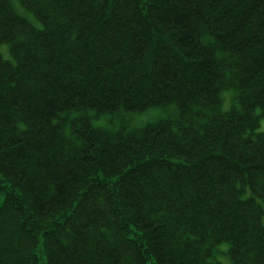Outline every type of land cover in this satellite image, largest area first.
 <instances>
[{
	"label": "trees",
	"instance_id": "obj_1",
	"mask_svg": "<svg viewBox=\"0 0 264 264\" xmlns=\"http://www.w3.org/2000/svg\"><path fill=\"white\" fill-rule=\"evenodd\" d=\"M18 1L35 21L0 0V264H220L221 242L264 264V0ZM130 160L129 180L108 168Z\"/></svg>",
	"mask_w": 264,
	"mask_h": 264
},
{
	"label": "rangeland",
	"instance_id": "obj_2",
	"mask_svg": "<svg viewBox=\"0 0 264 264\" xmlns=\"http://www.w3.org/2000/svg\"><path fill=\"white\" fill-rule=\"evenodd\" d=\"M16 1L18 2V0ZM17 10L24 17L28 16L35 21V19L28 12L24 11L22 8L20 9L17 7ZM142 46H139V51L143 49L144 46L143 47ZM0 53L4 59H10V53H9L8 45L6 43L0 44ZM141 55L143 57L145 56V54H141ZM234 95H235V90L233 88H228L221 91L222 110H229L230 108H232L237 104ZM255 113L259 115V126L257 127L256 130L259 132H264V109L257 107L255 108ZM168 115H172V116L176 115L174 105L161 107V108L158 107L151 108L144 113H134L131 115L122 114L119 118L113 120V122L110 121L109 115H104V116L100 115V118L95 122V124H98L103 127L114 128V126L117 124L120 118H125V119L130 118V125H141L147 121L160 119L161 117H165ZM216 249L217 250L214 252V258H216L215 260L218 261L220 264H231L230 258L227 253L228 244L226 242L218 243ZM15 255H18V257L21 259L24 258V254L22 251L17 252Z\"/></svg>",
	"mask_w": 264,
	"mask_h": 264
},
{
	"label": "bare ground",
	"instance_id": "obj_3",
	"mask_svg": "<svg viewBox=\"0 0 264 264\" xmlns=\"http://www.w3.org/2000/svg\"><path fill=\"white\" fill-rule=\"evenodd\" d=\"M18 8H22L24 11H26V12H28V13H30L31 15H32V13L31 12H29V9L28 8H26V7H24L23 6V4L20 2V1H18L17 2V5H16ZM33 16V15H32ZM170 105H172V104H169V105H155V106H150V107H148V108H146V109H144V110H128V111H126V112H124V111H117V112H112V113H109V112H107V113H103V112H100V113H98L99 114V116L100 115H109L110 116V121L111 122H113V120H115L116 118H118V117H120L122 114H126V115H131V114H134V113H144V112H146L147 110H149V109H151V108H156V107H158V108H161V107H167V106H170ZM142 105H139V106H135V107H141ZM131 107V106H130ZM175 107V106H174ZM175 111H176V114H177V110H176V108H175ZM56 114H57V112L54 114L55 116H56ZM256 114V113H255ZM175 116V115H174ZM174 116H172V115H168L167 117H174ZM259 116V115H258ZM166 117V116H165ZM165 117H161L160 119H163V118H165ZM87 120L90 122V123H93V124H95V122L97 121V120H95L94 121V118L91 116V115H89V114H87ZM156 121H158V119H155V120H152V121H147V122H145V123H143V124H141V125H130V118H127V122H126V124H129L130 125V127H135V128H140V127H142V126H144L145 124H147V123H151V122H156ZM97 126H100V125H98V124H96ZM116 126H117V124H116ZM259 126V125H258ZM101 127H103V126H101ZM108 128H110V127H108ZM112 129H115V126H114V128H112ZM54 131H55V133H62V129L61 128H59V127H55L54 128ZM125 138V137H124ZM124 138H122V140H125ZM124 152H125V149L123 150ZM123 156H125V155H123ZM125 159V158H124ZM137 164H136V162H134L133 160H130V161H128V162H125V164H124V162L123 163H121L120 165H119V167L118 168H116V169H114V164H112V163H108V168H110L112 171H115V172H120V174L122 175V177H124V179L126 178V180L128 179H130L131 177H133V175H134V173H136V170L138 169L137 168ZM192 231V230H191ZM148 233V232H147ZM193 235V234H192ZM258 235H259V237L261 236L262 238H263V234L260 232V231H258ZM263 235V236H262ZM198 237H200L199 235H197V236H195V235H193V238L194 239H197ZM264 239V238H263Z\"/></svg>",
	"mask_w": 264,
	"mask_h": 264
}]
</instances>
